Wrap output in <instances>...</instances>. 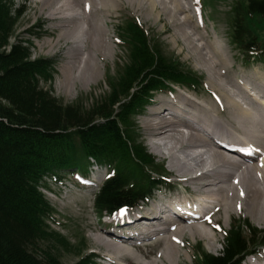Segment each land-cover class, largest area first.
Returning a JSON list of instances; mask_svg holds the SVG:
<instances>
[{
  "label": "trees",
  "instance_id": "16d2710c",
  "mask_svg": "<svg viewBox=\"0 0 264 264\" xmlns=\"http://www.w3.org/2000/svg\"><path fill=\"white\" fill-rule=\"evenodd\" d=\"M21 16L12 0H0V264H61L50 251L39 258V243L79 255L84 243L71 246L50 228L55 211L39 191L44 178L85 175L92 159L110 172L94 197L96 212L139 206L166 178L140 142L135 118L155 93L177 86L197 91L200 79L165 57L134 18H125L116 34L126 59L107 77L108 92L88 109L79 102L64 105L50 86L52 61L33 59L29 40L11 43ZM228 16L231 44L246 63L264 64V0H232ZM263 248L264 230L233 221L223 232L222 250L212 255L199 243L192 264H240ZM75 264L93 262L80 257Z\"/></svg>",
  "mask_w": 264,
  "mask_h": 264
},
{
  "label": "rangeland",
  "instance_id": "374dc122",
  "mask_svg": "<svg viewBox=\"0 0 264 264\" xmlns=\"http://www.w3.org/2000/svg\"><path fill=\"white\" fill-rule=\"evenodd\" d=\"M150 1L157 4L152 11L148 8V2ZM163 1L167 6L172 7L171 4H168L169 0ZM177 1L179 3V11L171 15L165 13V11H161L160 8L162 6L158 4V0H135L132 2H128V0H114L110 4L108 1L103 5L102 3L97 5L98 2L95 1L96 7L93 9H97L101 5L104 9L93 20L95 23L98 22L103 30V35L100 39L103 51H98L97 47L92 44V38L79 32L80 30L89 28L87 27L89 25H85L84 20H82L83 18H81V0L77 1L76 24L68 21L57 23L48 18L54 15V10H58V5H61V0H53L52 2L46 3H44V0H12L15 8H19L22 12V16L19 20L15 37L11 40V43L16 39H28L26 33H35V37L31 38L32 57L35 59L45 58L52 61L55 71L54 81L50 85L53 96L64 105H74L79 102L86 109L90 108L96 100L108 92L106 85L107 77H114L117 74L119 66L125 62V53L121 50L122 47L118 42L116 34L117 27L125 18H135L138 24L146 30L147 34L161 46L165 57L174 59L181 65V68L199 77L201 83L197 92L188 91L184 88H176V92L172 93L179 94L180 92L202 107H208V113H206L207 109H197L198 111H195V115H192L190 121L186 122L182 119L176 120L174 117H180L177 116L175 110L179 109L181 105L173 102L165 103L166 106L164 102L170 99V97L168 95L167 97L164 96L167 93H158L154 96L151 105L143 112L142 116L136 118L137 126L140 129L141 141L147 151L156 158L157 163L165 166L164 176L168 178V184L171 188H160V192L154 194L153 198L165 196V198H170L175 203H182L185 201H196V197L200 195L194 196L188 183L181 182L179 176L185 179L189 174L179 175L171 170L169 166L171 165L172 167L175 162L177 163L176 159L173 158L174 156L165 153L160 154L159 151L184 150L185 157L180 159L186 164V169H193V164L206 163L203 161L206 153L200 156L192 154L198 148H201L202 151L209 149L208 139L202 131L196 130L199 127L195 126L194 130L192 121L195 117L203 114L207 115V120L204 124L213 123L215 126L221 128V131L227 129L226 131L228 133L232 132V135H242L241 120L233 116V109L230 105L226 104L220 89L209 86V81H216L217 78L214 73L218 75L221 70V75L224 76L223 78L221 76V80L224 82L223 91L227 90L226 94L231 96L230 99L246 107L243 104L244 102H248L249 98L247 96L243 97L239 90L250 86L256 92H260L259 94L264 95V65L257 63L252 65L245 64L239 51L230 43L229 25L227 21L229 19L228 11L232 0ZM207 2L210 3L208 4ZM53 3L57 4L50 8V5ZM140 3L141 5L138 6ZM157 13H159V16H157ZM71 15H73V11ZM54 20H56V17ZM90 21L89 23H91ZM58 26H66L65 28L67 29L64 30V27L59 28ZM76 31L79 32L77 35L79 36L78 42L75 41L76 36L74 37ZM196 37L198 39H195ZM86 38L89 40H86L82 46V42ZM187 38L191 39L193 45L199 48L207 42H219L225 51L227 65L225 67L218 65L210 70L208 61L194 56L192 49L188 47L189 45L186 46L184 44ZM89 41L91 43L90 50ZM75 45L78 48L77 58L73 57L70 53L72 47ZM95 49L97 51L92 52ZM91 53L93 60L98 66L97 76L94 75L96 79H88V83L81 84L76 78H79L83 74L81 73V69L84 67V61L90 58ZM64 69H67V73H65L67 76H71L72 80L76 79L70 82V86H65L66 75L63 73ZM221 80L220 83L222 82ZM243 82H246L248 86H242ZM43 86L46 89L49 88V85ZM251 92L253 93V91ZM255 95L257 99L260 97V95ZM175 104H178V107ZM161 111L162 113H160ZM172 129L174 131L169 133ZM179 131L183 134H180ZM182 135H187V137H182ZM188 137L195 141H200L201 137H203L204 142L192 146V144H188ZM226 137L233 140L232 136ZM165 140H170L176 144V149L166 147L164 145ZM159 143H163V145H157ZM183 143L187 144L179 146ZM215 151L216 154L223 155L216 148ZM176 154L178 153L176 152ZM230 156L231 154L226 155L227 158ZM217 157L219 156L217 155ZM191 158L195 159L193 163L190 161ZM260 163L257 161L249 164L248 168L252 167V169L251 171L245 172L243 179L251 175L252 178L260 181L263 178L261 177L262 173H256V169L261 167L259 165ZM222 166L227 168L225 163ZM174 168L179 171L176 167ZM107 174L104 167L96 168L94 165L89 168L87 178L93 182L100 178L101 183ZM243 179L238 183L240 189L243 190L242 194L250 195L253 198V189L251 191L248 190L244 186ZM45 183L49 190L44 189L42 193L48 204L56 212L54 216L55 223L51 224L50 228L66 238L71 246H75L80 239H83L84 245L82 246L81 255H78L71 248L66 250L59 248L58 250L54 242H49L48 244L41 242L37 248L38 257L41 258L42 256L40 252L50 251L58 254L61 264H75L81 256L95 254L97 255H94L95 258L100 257V255L103 257L106 254L105 252L114 255L112 251L105 250L108 247L104 244L103 240H109L103 237L104 235L101 230L103 228L106 230L107 228L103 225L102 220L98 218L93 209V197L97 190L78 186L75 182V177L71 175L62 176V184H56L51 179H46ZM260 184L264 186V182H260ZM184 186L189 189H185ZM263 191L259 192L260 196L264 195ZM211 193L220 197L223 191ZM153 202L155 200L150 203ZM260 211L259 209H254L253 211L252 208L246 209L242 204V200L235 201L234 205L230 208L213 204L204 211L205 214L210 216L211 220L198 222L197 226L200 227L199 231H196L194 227L177 237L172 238L168 235L170 239L169 247L164 246L165 239L157 241V243L154 242L141 249H134L135 255L133 251H131L132 255L130 257L128 255H122L124 257H120L118 262L113 264H191L193 259L192 248L199 243L205 251L217 255L221 251L223 241V236L219 231L229 229L233 221H247L252 227L258 230H264V219H257V221L263 223H256L251 218L255 213H259ZM118 230H123V228ZM169 233L170 231H168ZM171 233L173 234V232ZM95 238L100 239L101 244L97 243ZM109 242L113 243L112 241ZM56 250L59 252H56ZM262 258H264V251L256 257L257 260H261ZM94 264H101V261L97 260ZM250 264L256 263L252 262Z\"/></svg>",
  "mask_w": 264,
  "mask_h": 264
},
{
  "label": "bare ground",
  "instance_id": "6f19581e",
  "mask_svg": "<svg viewBox=\"0 0 264 264\" xmlns=\"http://www.w3.org/2000/svg\"><path fill=\"white\" fill-rule=\"evenodd\" d=\"M52 1L53 0H44V3L52 2ZM77 1L78 0H61V5H58L59 6L58 10H54L53 12L54 15L48 18L57 23H60V22L63 23L65 21L66 22L68 21L70 23L76 24ZM95 1L98 2L97 5H99V3H102L103 5L105 2H108V1L110 4L114 0H81L80 2V4L82 5L81 7L82 14L80 13L82 15L81 18H83L82 20H84L85 25L87 24L89 25L87 26L89 28L86 30L84 29L80 30L79 32L81 34H86L89 37H91L92 44L95 47H97V50L103 51V46L100 40L103 35L102 33L103 30L101 29L102 27L98 24V22L95 23V21L93 20L95 19V16L96 15L99 16L100 13H102L104 9L102 8V5L97 9H93L94 7H96ZM132 1H135V0H128V2H132ZM55 4L57 3H53L52 5H50L51 6L50 8L55 6ZM158 4L162 6L160 8L161 11L162 12L165 11V13H169V15L175 14V12L179 11V3L177 0H169L168 4H171L172 7L167 6L163 0H158ZM140 5L141 3L138 6ZM156 5H157L156 3H153L151 1L148 2V8L151 11L156 7ZM72 11H73V15H71ZM157 16H159V13H157ZM55 17H56V20H54ZM89 21L91 23H89ZM58 27L59 28L64 27V30L67 29L65 28L66 26H58ZM79 32L76 31L74 34V37L76 36L75 37L76 42H78L79 40V36H77ZM195 39H198V37H196ZM86 40H89V39L88 38L84 39L82 42V46ZM186 43L184 44L186 46L189 45L188 47L192 49L194 56L208 61L207 63L209 64L210 70L214 69L218 65L224 66V67L227 65V58L225 55V51L223 50L219 42H212V43L207 42L201 48L194 46L192 40L189 38L186 39ZM90 48H91V43L89 46V50ZM97 50L95 49L92 52L97 51ZM70 53L73 57L75 58L78 57V48L76 45L72 47ZM105 55H107V53H105ZM97 67H98L97 63L93 60L92 53H91L90 58L84 61V67L81 69V73L83 74L79 78H76V79L79 80L81 84L88 83L89 81L88 79H96ZM63 73L64 74L67 73V69H64ZM214 75L217 78V80L209 81V86H214L220 89V92L226 104L230 105V107L233 109V116L241 120L242 135L239 134L241 137L237 136L236 134L232 135L231 134L232 132L228 133L226 131L227 129L225 131H221V128H219L218 126H215L213 123L204 124V122L207 120V115L203 114L201 116L195 117L192 121L194 125V130H195V126L199 127V129H196V130L202 131L205 137L208 139L209 149H204V151H202L201 148H198L192 154H195V156H200L201 154L206 153V155H204L203 157V161L206 163L193 164V169H186V164L180 159V158L185 157L184 150H173V151L166 150L165 152L159 151L160 154L165 153L167 155L174 156L173 158L176 159L177 163L175 162L173 166L179 170L177 171L173 166L171 167L170 165L169 167L174 173H177L179 175L189 174V176L185 179L181 178V176L179 175L178 176L180 177L181 182L184 181L188 183V185L191 188L190 190L192 191L194 196L200 195L196 197L197 198L196 203L198 204V207L202 213V218H199L197 216H193L192 218L183 217V218H179L178 221H174V219L172 218V215L170 214V210L161 209L159 208L158 205H154L146 209L143 212H140V213L138 212V214L140 215H137L133 219L126 220L125 213H120V216H118V218L116 219L118 222L121 221V223L117 226V229L123 228L125 230H129L133 228L135 231L133 235L142 236V239L134 240L132 239L134 237L131 236L130 239L128 240H119V239L112 237L110 232L103 228L101 230L104 235L103 237H105L106 240L113 242L111 243L101 238L104 244L108 247V248H105V250L112 251L114 254L112 255V254L105 252L106 254L103 255V257L100 255L109 264L118 262L120 257H124L127 255L128 257H130L132 255L131 251H133L135 255L134 249H141L154 242L157 243V241H162L164 239H165L164 246L169 247L170 239L168 235L172 238L177 237L180 234L190 229H193L194 227L196 231H199L200 227L197 226V223L200 221L202 222L204 220L210 219V216L205 214L204 211L206 210V208L211 207L213 204L230 208L234 205L235 201L242 200V204L246 209L252 208V211L254 209L261 210L259 213H255L251 217L253 220H255L256 223L259 222L257 221V219L259 220L264 219V195L260 196V193H259L264 190V186L260 184V182H264V164H262V162H264V95L259 94L260 92L259 93L256 92L250 86L240 89L239 90L240 94L242 93L241 95L243 97L247 96L249 98L248 102H244L243 104V105H246V107H243L240 103L235 102L234 100L230 99L231 96L226 94L227 90L223 91L224 82L221 80V76L222 78L224 76L221 75V70H220V74L218 73L217 75L216 73H214ZM76 79L72 80L71 76L66 75L65 86H70V82L75 81ZM220 80L223 83L222 82L220 83ZM238 84L241 85L239 82ZM244 85L248 86L246 82H243L242 86ZM251 91H253V93ZM255 94L260 95V97L258 99L255 98L256 97ZM252 96L254 99L252 98ZM173 102H177L178 104L181 105L179 109L175 110L177 116L180 117V118L174 117L176 120L182 119V120H185L186 122L190 121L192 118V115H195V111H198L197 109H202V110L207 109L206 113H208V107H204V106L202 107L201 105L192 101L190 98L186 97L184 94L182 95L181 93H180L179 98H177V100H173L172 102L166 101L164 102V104L173 103ZM178 104H175V106L178 107ZM221 104L223 105L222 102ZM160 113H162V111ZM173 131L174 130L172 129L169 133H172ZM179 133L183 134L180 131ZM211 136L215 138H219V137L222 139L224 138L225 140H229L225 138L226 136H232L233 140L236 141L233 143L239 145L240 147L244 149H250L251 152H256L257 158H255L254 160H249L243 157H239L234 152H230L220 147H217L213 142H211V139H210ZM182 137H187V135H182ZM187 141H188V144H192V146H195L199 144L200 142H204V139L203 137H201L200 141H195L188 137ZM185 144L187 143H183L179 146H183ZM157 145H163V143H159ZM157 145H156V148L158 149ZM164 145L172 149H176L177 147V145L171 142L170 140H165ZM215 148L217 149V151L221 152L223 155L216 154ZM176 152L178 154H176ZM227 154H231V156L227 158L226 157ZM217 155L219 157H217ZM159 157L162 158L161 156ZM194 158L190 159L192 163L193 161H195ZM257 161H259V163L261 162L259 164L261 167H258L256 169V173L261 172L262 173L261 177L263 178L260 179L259 181L257 179L252 178L251 175H249V177H245L243 179L244 177L243 175L245 174V172L251 171L252 169V167L248 168V165L255 163ZM224 163L226 164L227 168H224L222 166ZM172 171L171 173L173 174ZM242 179L244 182V186H246L248 190L251 191V189H253L254 191L253 198L250 195L242 194L243 190L240 189L238 185L239 181H241ZM180 184H183V183H180ZM184 188L189 189V188H186L185 186ZM221 191H223V194L220 197L216 194L211 193V192H221ZM262 198L263 200L261 201ZM164 199H167V198H164ZM263 222L260 221L259 223H263ZM168 231H170V233L173 232V234L172 233L168 234ZM95 241L101 244L100 239L95 238ZM252 262L253 261H249L243 264H250Z\"/></svg>",
  "mask_w": 264,
  "mask_h": 264
}]
</instances>
